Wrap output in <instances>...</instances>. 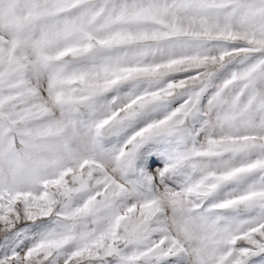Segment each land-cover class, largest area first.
<instances>
[{
	"label": "snow or ice",
	"instance_id": "obj_1",
	"mask_svg": "<svg viewBox=\"0 0 264 264\" xmlns=\"http://www.w3.org/2000/svg\"><path fill=\"white\" fill-rule=\"evenodd\" d=\"M0 264H264V0H0Z\"/></svg>",
	"mask_w": 264,
	"mask_h": 264
}]
</instances>
